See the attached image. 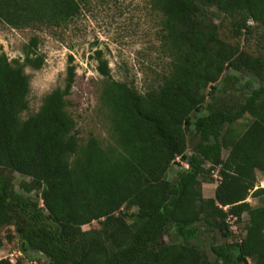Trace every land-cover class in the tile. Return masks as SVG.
<instances>
[{
    "label": "trees",
    "instance_id": "1",
    "mask_svg": "<svg viewBox=\"0 0 264 264\" xmlns=\"http://www.w3.org/2000/svg\"><path fill=\"white\" fill-rule=\"evenodd\" d=\"M89 1L0 0V22L63 27ZM151 4L160 14V50L169 59L157 83L141 92L133 82L115 79L97 53L106 139L80 136L68 99L76 76L71 55L64 84L25 117V68L45 63L38 38L30 39L23 59L0 53V230L15 227L18 248L29 260L39 254L47 264H264V204L247 201L264 196L256 176L264 173V0ZM204 5L220 19L205 13ZM256 29L261 45L250 49ZM240 72L252 74L259 86L242 83ZM243 87L251 90L238 100L222 95ZM243 118L248 121L239 130ZM178 157L188 166L180 164L173 182L169 174ZM216 167L220 179L214 195L205 197L202 183L210 182ZM16 173L25 177L18 189ZM244 213L248 233L211 244L213 258L190 242L216 231L233 237L226 218L239 222ZM168 230L181 240L165 241ZM2 241L0 234V247ZM23 259L1 258L0 264H25Z\"/></svg>",
    "mask_w": 264,
    "mask_h": 264
},
{
    "label": "rangeland",
    "instance_id": "2",
    "mask_svg": "<svg viewBox=\"0 0 264 264\" xmlns=\"http://www.w3.org/2000/svg\"><path fill=\"white\" fill-rule=\"evenodd\" d=\"M204 12L211 13L215 20L221 15L211 6L204 5ZM160 14L151 4V0H90L83 7L82 13L75 17L70 23L58 28H14L0 22V53H5L9 59L24 58V51L30 39L38 38L37 52L45 57V63L40 69L25 68V73L30 78V92L28 95L29 108L23 116H27L38 110L42 98L57 86L64 84L66 68L69 56L73 57L72 64L75 65V82L68 99L70 111L77 121L80 136L87 137L89 134L97 135L106 139L109 136V122L106 112L100 106L98 100L99 88L102 80L97 65L98 52L108 60L112 76L117 80L133 82L143 92L151 83H157V76L167 67L168 60L160 50L158 37ZM261 30L256 29L255 34L247 42L250 49H256L260 43ZM243 44V40H241ZM264 56V49H263ZM244 81L252 86H259V82L249 73L238 74ZM231 84V83H230ZM229 88H232V84ZM249 87H243L239 92L230 90L225 96L228 100L232 96L238 100L239 93L248 94ZM210 88H207V91ZM234 94V95H233ZM195 116V115H194ZM193 116V118H194ZM247 119L243 118L236 124L239 130L245 128ZM196 138L190 141L187 154L191 155L192 146ZM227 153L223 151V156ZM186 163L176 159L170 172V179L175 182L180 164ZM188 166V164H187ZM187 166H184L187 168ZM209 164H206V167ZM257 186L264 187V173L257 171ZM25 177L16 173L14 184L18 189L19 182ZM210 182L202 183L203 196L214 195V189L220 179L218 167L211 170ZM33 197L39 195L33 192ZM253 207L264 204V196L247 198ZM39 204L42 200L39 198ZM226 209L227 207H223ZM229 229L234 236L225 238L220 232L201 233L200 238L190 242L201 245L212 258L210 252L211 244L221 243L227 240L242 239L247 233L248 216L244 213L241 220L234 216L226 218ZM96 222L93 223L95 225ZM89 225L83 226L88 229ZM164 237L167 242L181 240L172 230ZM2 245L0 247V259L9 258L15 262L18 257L24 258L25 264H47L44 256L35 254L33 260H29L20 252L17 242V231L14 226L3 227L0 230ZM10 235L11 237L7 236Z\"/></svg>",
    "mask_w": 264,
    "mask_h": 264
},
{
    "label": "built area",
    "instance_id": "3",
    "mask_svg": "<svg viewBox=\"0 0 264 264\" xmlns=\"http://www.w3.org/2000/svg\"><path fill=\"white\" fill-rule=\"evenodd\" d=\"M182 163V162H181ZM181 165H183V166H187V163H182Z\"/></svg>",
    "mask_w": 264,
    "mask_h": 264
}]
</instances>
